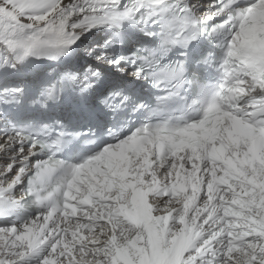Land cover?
Returning <instances> with one entry per match:
<instances>
[{
  "label": "snow or ice",
  "instance_id": "snow-or-ice-1",
  "mask_svg": "<svg viewBox=\"0 0 264 264\" xmlns=\"http://www.w3.org/2000/svg\"><path fill=\"white\" fill-rule=\"evenodd\" d=\"M233 3L234 0H227V3L218 0L212 13L216 17L222 13L227 15V19L213 31L223 29L231 22L228 29L230 39L226 42V56L220 65L222 82L202 117L183 126L145 127L115 145L122 149L130 142L135 143L141 138L137 133L141 132L157 137L166 133L170 140L191 134L193 130L203 128L211 115L222 111L221 130L212 143L201 141L192 151L185 150L182 157H177L173 148L167 147L154 159L152 182L161 185L154 194L167 192L162 199L169 203L178 202L180 206L174 210L164 209L161 215H156L161 210L155 209L152 219L141 211V223L133 225L123 211V208L137 211L132 207L129 195L117 190L115 202L109 203L97 199L90 188L78 185L82 176H86L101 159L111 155L109 148L73 167L67 179L42 195L59 166V162L50 157L33 166L36 171L29 181L27 194L34 196L38 204L52 198L54 193L60 194V200L54 202L46 213L19 228H0V264H17L41 246L46 249L41 264H113L118 250L128 254L131 264H158L157 258L161 255L165 257L163 264H264V204L255 205V201L264 197V166L251 158L254 149L248 140L233 142L227 137V132L242 122L251 131L264 133V64L256 63L260 55L255 47L256 41L249 44L240 39L246 32V22L264 14V0H252L235 17L225 11ZM161 4L163 0H124L123 3L122 0H0V41L7 48L22 53L16 59L30 54L54 58L63 45L72 43L81 32L104 23L118 26L121 21L132 19L142 7ZM197 6L173 9L169 17L163 15L167 7L160 9L158 16L152 9L147 15L141 13V19L136 22H150L160 27V51H166V45L186 46L202 31L197 25L211 18L195 16ZM258 35L264 40V33ZM91 51L89 49V54ZM140 71L133 75H139ZM183 73V63L177 62L172 66L153 65L149 75L154 78V86L166 82L164 86L172 89L169 91L172 96L186 82ZM96 75L93 71L79 81L81 91L91 86L90 77ZM67 79L75 80L76 77L67 75ZM11 91L19 93L21 89ZM55 91V85L47 89L45 99H53ZM168 98L158 97V101L162 103ZM0 135L6 138L0 143V151L10 154L11 161L0 170L3 181L8 180L6 186H0V196H3L21 182L37 143L30 140L29 134L22 129H0ZM217 151L222 155L218 156ZM258 154L264 161V145L259 146ZM177 160L183 161L180 168L190 169L189 178L195 182L190 192L182 196H173L169 188ZM161 166L166 169L164 180H160L156 172ZM135 168L133 161V170ZM250 179L260 188L250 183ZM95 192L97 196L104 195L100 188ZM90 202L93 208L105 211L101 213L87 208ZM6 203L0 200V210ZM100 215L107 216V224L97 220ZM151 228L159 230L158 245L150 243L147 229Z\"/></svg>",
  "mask_w": 264,
  "mask_h": 264
},
{
  "label": "bare ground",
  "instance_id": "bare-ground-1",
  "mask_svg": "<svg viewBox=\"0 0 264 264\" xmlns=\"http://www.w3.org/2000/svg\"><path fill=\"white\" fill-rule=\"evenodd\" d=\"M93 28H94V26L89 28V29H87V30H89V34L86 37H87V39H90L91 42H93L97 38L96 36H94L90 32ZM86 31H84V32H86ZM96 33H98V31L95 32V35H96ZM77 37H79V36H77ZM77 37L73 40L72 43L63 45L62 49L64 48V46L67 47V46H70V45H72L74 43L77 46L79 44L82 45V43H84L85 45L89 44V43H85V42H87V39L84 38L83 36L82 37L84 39H80V38L78 39ZM2 45H3V42L0 41V47ZM94 46H98V44H91L90 45V48L92 50L91 54H94V53L98 52V51L96 52L94 50V48H93ZM62 49H61V51H62ZM83 49H86L85 52L88 53L87 57H89V48L87 47V48H83ZM61 51H60V53H61ZM60 53L56 57H59ZM9 155L10 154H5L2 151H0V170H2L4 167H6L7 163L11 162L10 159H9ZM252 159H254V158H252ZM256 161L259 164H261L262 166H264V161H261L260 159L256 160ZM181 163H183L182 160H177L176 161V168L173 170L172 177L169 180V188L172 190V195L173 196H182L184 193L190 192V190L195 186L194 180H190L189 175H188L190 169L189 168H183V169L180 168V164ZM165 171H166V169L164 167L161 168V169H157L156 170V172L160 173L162 178L166 179ZM198 176H199V174H197V178H198ZM145 177H147V176H145ZM250 183L255 184L257 189L260 188V185L258 183H256L255 181H252L251 179H250ZM100 189L103 191L104 195L109 198V200L107 201L109 203H114L115 202V196L117 194V190H119L120 193H124V194L128 195L127 190H126V185H125L124 181L122 179L118 178L117 176H107V178L104 179L103 187L100 188ZM93 195L95 196V194H93ZM96 198L97 199H101V197H96ZM166 202L167 201H165L162 198L156 199L154 201L155 209L161 210L160 212H156L158 215H161V212L164 209H166V208H174V207H179L180 206V204L178 202H171V203H169V202L166 203ZM262 204H264V197H262L258 201H255L256 207H260ZM86 207L87 208H92L93 211H100L101 213H103L105 211L102 208H100V209L93 208V205L91 204V202ZM123 211L125 213H127V215H128L130 210L128 208H123ZM73 214H75V213H73ZM35 217H37V216H34L31 219H33ZM128 219L130 220V222L133 225H136L134 223V221L132 220V218L129 217V215H128ZM30 220H28V221H30ZM97 220L98 221L102 220V221H104L105 224L108 223L106 215H100L99 217H97ZM25 222H27V221H25ZM25 222L17 224L14 227L19 228ZM159 239L158 240L150 239V243L153 244V245H158ZM122 253L123 254H120L119 250L117 251L115 257H113V264H131V260H130V258L128 256V254L126 252H122ZM45 255H46V249L43 246H41L40 248H37V249L33 250L31 253H29L28 255H26L22 260L18 261L17 264H41V261H42V259L44 258ZM157 259H158V264H163V260L165 259V257H163L161 255Z\"/></svg>",
  "mask_w": 264,
  "mask_h": 264
},
{
  "label": "rangeland",
  "instance_id": "rangeland-1",
  "mask_svg": "<svg viewBox=\"0 0 264 264\" xmlns=\"http://www.w3.org/2000/svg\"><path fill=\"white\" fill-rule=\"evenodd\" d=\"M83 33H85V35H84L83 37L87 39L86 36H88V34H89V30H87L86 32H83ZM80 34H82V33H80ZM83 37H81L80 39H84ZM88 46H89V44H87V45L82 44V45L80 46V48L77 50V55H78L79 57H83V58H84V57H87V54H88V53H86V52H85L86 49H83V48H87Z\"/></svg>",
  "mask_w": 264,
  "mask_h": 264
},
{
  "label": "clouds",
  "instance_id": "clouds-1",
  "mask_svg": "<svg viewBox=\"0 0 264 264\" xmlns=\"http://www.w3.org/2000/svg\"><path fill=\"white\" fill-rule=\"evenodd\" d=\"M2 183L6 185L8 183V180L3 181ZM20 198L23 199V194H21ZM175 208H177V207H174V208H171V209L174 210ZM166 209H168V208H166Z\"/></svg>",
  "mask_w": 264,
  "mask_h": 264
}]
</instances>
